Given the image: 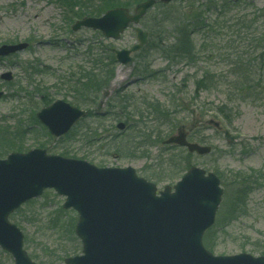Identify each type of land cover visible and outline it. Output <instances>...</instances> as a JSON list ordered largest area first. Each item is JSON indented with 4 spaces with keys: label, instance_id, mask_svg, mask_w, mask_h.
<instances>
[{
    "label": "rangeland",
    "instance_id": "rangeland-1",
    "mask_svg": "<svg viewBox=\"0 0 264 264\" xmlns=\"http://www.w3.org/2000/svg\"><path fill=\"white\" fill-rule=\"evenodd\" d=\"M246 1L258 8L264 6V0ZM232 10L226 18L232 17ZM67 11L58 0H0V45L28 43L23 51L0 57V74L10 72L13 76L10 82L0 79V89L5 92L0 99V125L26 131L22 151L43 147L51 154L68 151L67 157L96 166H130L139 177L155 184L157 190L173 186L190 165L214 172L223 194L212 235L214 247L210 251L215 255L245 252L264 256V82L256 86L260 93L254 97H248L244 88L236 90L229 83L235 80L230 74V62L238 52L232 28L228 27L231 21L228 19L226 28L217 37L204 41L207 46L196 63L186 60L172 63L153 49L151 43L132 53L128 64L116 62L113 79L99 91L95 103L79 106L88 109L89 115L71 129L76 137L69 143L65 138L50 139L46 129L32 120V112L43 107L34 88L39 84L46 87L51 102L63 99L72 104L71 93L64 84H59L58 78L75 74L78 67L89 69L95 58L107 55V48L109 53L111 48L129 49L136 36L132 26L114 40L91 28L73 31L71 25L75 20L67 22ZM202 37L193 34L197 47ZM201 76H212L214 80L201 88L196 83ZM120 99L126 100V107L116 105ZM144 100L158 101L166 116L157 118L159 113L144 109ZM118 122L125 124L123 130L116 127ZM179 129L190 133L192 140L206 142L212 152L192 157L182 153L184 163L176 154L184 169L162 174L167 168L166 158L182 151L162 144V140ZM9 152L3 151L0 157ZM243 178L250 185L245 209L229 220L226 217L229 203ZM63 202L62 196L47 189L9 217L25 237L23 247L27 254L33 255L38 264H65L68 257L62 258L65 251L75 252L69 256L81 253L79 238L75 233L72 236L64 222L68 217L77 218V213L63 209ZM59 207L65 212L59 213ZM0 264H14L10 254L1 248Z\"/></svg>",
    "mask_w": 264,
    "mask_h": 264
},
{
    "label": "water",
    "instance_id": "water-1",
    "mask_svg": "<svg viewBox=\"0 0 264 264\" xmlns=\"http://www.w3.org/2000/svg\"><path fill=\"white\" fill-rule=\"evenodd\" d=\"M155 2L141 1L133 13L125 7L112 8L99 17L77 20L71 28H92L105 38L117 39L134 25L137 43L130 49H112L116 59L126 64L130 53L147 41L139 21ZM27 45L2 44L0 56L20 52ZM0 78L10 81L12 75L6 72ZM3 93L0 90V98ZM84 114L57 99L41 108L36 118L57 138ZM117 127L123 129L124 124ZM163 143L185 146L200 155L211 150L188 142L182 131ZM49 188L65 197L64 209L72 208L78 214L75 234L81 241V253L67 257L65 264H264V256L245 252L215 255L203 245V234L214 223L223 192L214 173L193 166L173 187L166 185L157 195L155 184L138 177L130 166L97 167L85 160L47 154L41 148L12 152L0 159V248L12 256L14 264L37 263L24 250L23 233L8 216Z\"/></svg>",
    "mask_w": 264,
    "mask_h": 264
},
{
    "label": "trees",
    "instance_id": "trees-1",
    "mask_svg": "<svg viewBox=\"0 0 264 264\" xmlns=\"http://www.w3.org/2000/svg\"><path fill=\"white\" fill-rule=\"evenodd\" d=\"M58 1L68 9L66 20L70 23L73 20L80 19L83 15L99 16L106 10L117 6L132 8V6L142 0ZM183 3L187 5L182 6ZM75 7H78V10L75 11ZM231 10L234 11L232 17L226 18L227 13ZM228 19L231 21L228 27L232 28L230 31L234 34V40L237 42L236 48L238 51L235 60L230 62V74L234 75L235 80L229 81V83L232 84L233 88L236 90L244 88V93L247 94L248 97L257 96L260 91L256 86H258L260 82H264V6L258 8L252 2L246 0H181L170 4L156 2L142 18L141 24L148 32L147 43H151V47L170 60V62L172 61V63H175L180 60H186L190 63H196L201 57L200 54L204 52L207 46L204 41L210 37H217L221 33V30L226 28V23L229 21ZM193 34H201L203 36V41L198 47L192 38ZM109 51L110 49L107 48V55L95 58L93 66L89 69L78 67L75 74L58 78L59 84H64L66 90L71 93L72 104L85 106L95 103L99 91L109 84L114 75V67L116 64L113 54L109 53ZM31 73L34 72L31 71ZM214 76L215 75H213V77ZM212 79V76L208 78L201 76L196 83H199L201 88H204L206 85L212 83ZM47 92V88L40 84L34 88V94L40 97V102L43 106L51 101ZM116 105L124 108L126 107V100L120 99ZM143 107L152 114L159 113L157 118L159 115L166 116L162 114L163 110L158 101L144 100ZM224 115H226V113H224ZM31 118L34 122H37L34 112H32ZM172 125L174 126L176 124ZM25 133L26 131H23L21 128L11 130L7 125H0V149H3L0 150V155L3 151L8 149L11 151H22ZM75 135V133L73 134V130H71L60 139L65 138L69 143H73L75 141ZM48 137L52 139L49 135ZM156 137L157 141L161 139L158 133ZM93 138L94 137L88 136V139ZM197 140L203 142L200 139ZM168 147L175 148L173 146ZM180 152L177 151V153H172L166 158L167 168L162 170V174L165 173L166 175H170L169 173H178L184 169L185 166H180L179 160H176V154L181 158L180 154L183 152ZM61 154L69 155L68 151L62 150ZM189 155L190 154L186 153L185 157H189ZM182 163H184L183 160ZM246 180L245 178L241 180V185L238 186L240 188L236 190L229 203L226 214L229 220L236 218L237 215L244 212L245 197L249 193L247 190L250 187L249 182ZM58 212L63 213L65 211L59 207ZM75 221V217H68L66 221H64L72 236L74 235ZM214 228L215 226L208 229L203 237L204 245L209 250H212L214 247L212 239ZM73 253L75 252L69 253V251H65L62 258L64 259L66 256ZM30 256L32 259H35L33 255Z\"/></svg>",
    "mask_w": 264,
    "mask_h": 264
},
{
    "label": "flooded vegetation",
    "instance_id": "flooded-vegetation-1",
    "mask_svg": "<svg viewBox=\"0 0 264 264\" xmlns=\"http://www.w3.org/2000/svg\"><path fill=\"white\" fill-rule=\"evenodd\" d=\"M186 134H187V138H188V140H191V139H190V136H189L190 133H186Z\"/></svg>",
    "mask_w": 264,
    "mask_h": 264
},
{
    "label": "bare ground",
    "instance_id": "bare-ground-1",
    "mask_svg": "<svg viewBox=\"0 0 264 264\" xmlns=\"http://www.w3.org/2000/svg\"><path fill=\"white\" fill-rule=\"evenodd\" d=\"M120 71V70H119Z\"/></svg>",
    "mask_w": 264,
    "mask_h": 264
}]
</instances>
